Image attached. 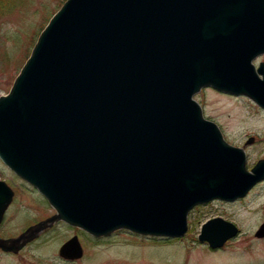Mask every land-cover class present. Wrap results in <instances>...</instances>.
I'll use <instances>...</instances> for the list:
<instances>
[{"label":"water","instance_id":"95a60500","mask_svg":"<svg viewBox=\"0 0 264 264\" xmlns=\"http://www.w3.org/2000/svg\"><path fill=\"white\" fill-rule=\"evenodd\" d=\"M261 55L264 0H67L0 97V160L56 214L0 248L59 220L94 237H180L194 206L243 197L264 161L246 172L193 96L211 87L264 108ZM11 198L0 182V222ZM236 233L214 219L199 240L216 249ZM81 255L75 237L60 249Z\"/></svg>","mask_w":264,"mask_h":264},{"label":"rangeland","instance_id":"374dc122","mask_svg":"<svg viewBox=\"0 0 264 264\" xmlns=\"http://www.w3.org/2000/svg\"><path fill=\"white\" fill-rule=\"evenodd\" d=\"M20 8L0 6V96L5 95L21 66L27 59L40 30L65 0H25ZM264 63V56L254 64ZM204 118L218 126L224 140L242 148L246 154V169L264 160V110L244 96L219 93L204 88L194 96ZM0 179L8 184L19 180L0 162ZM16 194L13 205L0 224V237H14L24 228L46 219L54 211L37 196ZM34 206V207H33ZM221 218L231 222L239 232L222 248L210 250L200 243L203 226ZM220 219V220H221ZM188 231L180 239L138 238L112 236L106 240L93 239L78 229L59 224L55 231L45 230L39 240L16 257L0 254V264H264V239L254 233L264 221V180L248 195L233 203L213 201L197 206L188 214ZM224 221V222H225ZM43 230V229H42ZM74 235L81 239L83 257L79 261H65L58 257V249Z\"/></svg>","mask_w":264,"mask_h":264},{"label":"trees","instance_id":"16d2710c","mask_svg":"<svg viewBox=\"0 0 264 264\" xmlns=\"http://www.w3.org/2000/svg\"><path fill=\"white\" fill-rule=\"evenodd\" d=\"M7 3L10 9H17V8H20L23 4H26L27 1L25 0H0L1 8H4L3 4H7Z\"/></svg>","mask_w":264,"mask_h":264},{"label":"bare ground","instance_id":"6f19581e","mask_svg":"<svg viewBox=\"0 0 264 264\" xmlns=\"http://www.w3.org/2000/svg\"><path fill=\"white\" fill-rule=\"evenodd\" d=\"M228 169V167H226Z\"/></svg>","mask_w":264,"mask_h":264}]
</instances>
